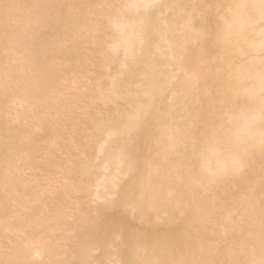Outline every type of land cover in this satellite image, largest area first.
I'll return each mask as SVG.
<instances>
[{"label": "bare ground", "instance_id": "bare-ground-1", "mask_svg": "<svg viewBox=\"0 0 264 264\" xmlns=\"http://www.w3.org/2000/svg\"><path fill=\"white\" fill-rule=\"evenodd\" d=\"M260 4L0 0V264H264ZM90 73V109L106 118L88 114L90 102L78 107L93 135L71 138L82 164L65 182L86 204L62 234L52 229L71 188L61 186L51 219L36 216L44 184L31 183L41 171L32 156L55 144L60 128L46 118Z\"/></svg>", "mask_w": 264, "mask_h": 264}, {"label": "rangeland", "instance_id": "rangeland-1", "mask_svg": "<svg viewBox=\"0 0 264 264\" xmlns=\"http://www.w3.org/2000/svg\"><path fill=\"white\" fill-rule=\"evenodd\" d=\"M109 10V9H108ZM70 19V18H69ZM99 24V23H98ZM98 24H95L96 25V31L98 32H94V30H95V28H94V26H92V25H94V24H92L91 25V34L89 33V36L87 37V39L85 40V39H83L86 43V45H89V46H91V45H93V43H95L94 41H95V39H96V37L98 36V34H100V30H101V28H100V25L98 26ZM99 27V28H98ZM98 29V30H97ZM93 33V34H92ZM97 36H96V35ZM91 35H93L92 36V38L90 37ZM96 36V37H95ZM99 37V36H98ZM88 40H89V42H88ZM77 40H76V38H75V40H74V45H73V43L72 44H69V45H73V47H75V48H77L78 49V42H76ZM84 41L82 42H80V44H82V47H83V43H84ZM90 41H93V43L92 42H90ZM77 43V44H76ZM89 43V44H88ZM76 44V45H75ZM80 47V49H82L81 48V45H79ZM71 47V46H70ZM69 47V48H70ZM92 48V46L89 48V49H91ZM73 49V48H72ZM71 48H70V50H72ZM73 50H75V49H73ZM92 56V55H91ZM90 56V57H91ZM93 58H94V55H93ZM92 57L90 58L91 60L93 59ZM80 68V67H79ZM78 68V69H79ZM78 71H80V73L82 72L83 73V70L81 71V68H80V70H78ZM77 71V75L79 74V72ZM89 77H91V78H89V80L88 79H86V78H80V76H77V79H76V83L79 85V86H77L78 88L80 87L81 89H82V92H79V89L77 90V89H75V90H73V91H70L69 92V90H67V91H65L66 92V95H65V93H64V98L65 97H68V99L67 98H65V100L69 103V105H67V106H64L65 107V109H60L59 107H60V105H58L57 106V104L54 106V108H55V110H54V108H53V110H51V112H50V114H48V115H50V117H52V118H50L49 116L46 118V125H50V124H52V125H50L49 127H48V129H50V128H52V129H54V127H55V129H57L58 130V128H60V136L57 134L58 133V131H57V138H56V142H55V140L53 141V143L55 142V144L53 145L52 143V145L53 146H51V144H50V148L48 147V145L47 144H45V143H43L45 146H43V144H39V145H41V146H39L38 147V145L36 146L37 147V149H35L36 151H34V154H35V156H32L33 158H34V163L36 162V166L38 167V169L40 168V170L41 171H39V170H34V165H31V161L29 162V164H30V166H31V169H32V166H34L33 167V169H32V171L29 169V167L28 166H26L27 167V172H26V177H27V175H30L31 177H32V179H33V176L35 175V174H37L38 173V175H36V178L34 177V181L33 182H31V183H34V186H36V184H39L40 182L41 183H43L44 185H41L40 187H42L43 186V188L41 189V190H43V192L44 193H42L43 194V196H41L40 195V197H38V199H40V200H38V201H40L39 203H37L38 201H36V203H34V202H32L33 204H34V206H35V208H33V210L35 211L36 210V213H34V214H36V216H39L38 214H40L41 215V217L40 218H42L43 219V216L45 217V218H49V219H51L52 218V216H51V218L47 215V214H49L50 213V211L51 212H53V211H55V209H56V211L57 210H59V209H62V207L61 208H59V206H58V203H59V201H60V199H59V201H58V198L60 197V195H61V197H63L64 199H62V201L64 200L65 202H64V208L66 209L65 211L64 210H62V212L60 213V215L57 213V215H59V216H61L63 213H65V214H63L62 215V217H63V219H64V221H61L62 222V227H60L59 226V224H61V222H59V224H56V222H57V220L56 219H58L59 221H60V219L59 218H57V215H56V219H54L53 221L52 220H50L51 222H50V224H51V227H52V225L53 224H55V225H57V226H59V228L57 227V228H55L54 227V225H53V227L55 228V229H52L53 231H55L56 230V232H58L59 230L61 231V233H62V231L63 232H65V231H67L68 229H73L72 228V226L71 225H73L74 226V224H72V223H74V222H76L77 220L76 219H74L75 217H77L76 216V214L78 215V213H80V215H82L83 213L81 212V209H80V212L78 211V209L79 208H77V206H75L76 204H77V202H80L81 203V200L79 201V196H77V194H75V190H73V187L71 188V186L69 185V184H71V183H67L66 184V182H65V178H69L68 180H71V177L72 176H70V177H68L69 175H72L71 174V171H75V170H73L74 168L76 169V167L74 166L75 164L76 165H79L78 164V162H80L81 161V164H82V159H81V154H79L78 155V149L77 148H74V146H76V145H74V143H73V146H72V144H70V143H72V141H71V138L74 136V135H77V134H82L83 133V131L87 128V127H85V129L83 128L82 129V125H81V123H82V121H84L85 119H83L84 118V116L83 117H81L82 115L80 114V112H78V107H79V105L80 106H82L83 104H86L87 105V102H90L91 100H90V92H89V87H90V85L92 84V74L90 73V75H88ZM82 80L81 82H80V80ZM88 80V82L86 81V80ZM94 79V78H93ZM79 80V81H78ZM84 80V81H83ZM88 83V84H87ZM90 84V85H89ZM82 87H81V86ZM83 85H85L87 88H85L84 89V87H83ZM74 91H76V92H74ZM87 92H89V93H87ZM69 93H70V95H71V93H72V95H71V97H70V95H69ZM75 93H76V95H75ZM81 93V94H80ZM79 94V96H77ZM85 94V95H84ZM68 95V96H67ZM74 95V96H73ZM82 95V96H81ZM83 95H84V97H83ZM89 95V96H88ZM77 97V98H73V97ZM78 97H79V99H78ZM86 97H88V98H86ZM86 98V99H85ZM73 99V100H72ZM82 100V102H80ZM89 100V101H88ZM71 101H73V103L70 102ZM84 102V103H83ZM86 102V103H85ZM83 103V104H82ZM72 104V105H71ZM89 104V106L87 105V108H88V110L90 109V105L92 106V104H91V102L90 103H88ZM21 105V104H20ZM20 105L19 106H17L16 108L14 107L12 110L15 112H17V108H19V110L18 111H21V109L22 108H24V105L22 104V107H20ZM69 106H71V107H69ZM83 106H85V105H83ZM64 107H62L61 106V108H64ZM68 107H69V109H68ZM26 108V107H25ZM58 108L60 109V111H58ZM80 108H82V107H80ZM79 108V109H80ZM25 111H26V109H24ZM28 110V109H27ZM67 110V111H66ZM92 110V111H91ZM95 110V108H94V106H93V108L92 109H90V111L91 112H88V114L89 113H91L92 115H93V117L95 116V120H100V119H103L102 117H104V118H106L105 116H102L101 117V115L99 114V112L96 110V112L98 113V114H95L96 112L94 111ZM23 111V110H22ZM21 111V112H22ZM57 111V112H56ZM61 111H63V112H61ZM65 111V112H64ZM80 111V110H79ZM11 113H12V111H10ZM28 112V111H27ZM49 113V112H48ZM62 113V114H61ZM54 114H56L55 116H54ZM60 114V115H59ZM90 114V117L92 116ZM59 115V116H58ZM100 115V116H99ZM97 116H99L98 117V119H97ZM55 117V118H54ZM101 117V118H100ZM50 118V119H49ZM92 118V117H91ZM48 119H49V121H48ZM53 119V120H52ZM52 122H51V121ZM48 122V123H47ZM50 122V123H49ZM77 122H79V123H77ZM81 122V123H80ZM86 122V121H85ZM84 123V122H83ZM69 126L68 128L66 127V126ZM83 125H87V124H83ZM88 126V125H87ZM84 127V126H83ZM89 128V127H88ZM87 128V129H88ZM54 129V130H55ZM86 129V130H87ZM85 130V131H86ZM90 131V129L88 130V132ZM54 132V131H53ZM56 132V131H55ZM87 132V131H86ZM85 132V133H86ZM87 132V133H88ZM92 132V131H91ZM84 133V134H85ZM54 135H55V133H54ZM86 136H89V133H88V135L87 134H85ZM85 135H83L84 137H85ZM90 135H91V133H90ZM93 135V134H92ZM91 135V136H92ZM56 136V135H55ZM82 135H80V137H81ZM91 136H89V139H90V137ZM74 137H78V135L77 136H74ZM79 137V138H80ZM83 137V138H84ZM88 138V137H87ZM86 138V139H87ZM73 139V138H72ZM88 139V141H90V142H92L91 144H93L94 142H93V140L91 141V140H89ZM71 141V142H70ZM88 141H86L85 140V143L86 142H88ZM84 142V141H83ZM83 142H82V145H83ZM84 143V145L85 146H83V147H86V149H87V151H88V148H90V152H94V150L92 149V151H91V146L90 147H88L87 148V143L85 144ZM88 144H90V143H88ZM90 144V145H91ZM59 146H60V149H63L62 147H64V148H66V149H68V151L70 150V153L68 152L67 153V151L66 152H64V153H59L58 151H59ZM89 146V145H88ZM93 146V145H92ZM93 147H95V145L93 146ZM47 148V149H46ZM78 148H79V146H78ZM84 149V148H83ZM46 150V151H45ZM63 151V150H62ZM62 151H60V152H62ZM86 151V150H85ZM86 151V152H87ZM67 153V154H66ZM95 153V152H94ZM33 154V152H32V155H34ZM63 154V155H62ZM74 154V155H73ZM36 157V158H35ZM39 159H38V158ZM36 159H38V160H36ZM80 160V161H79ZM61 161H62V163H61ZM77 161V162H76ZM66 164H65V163ZM27 163H28V161H27ZM26 163V164H27ZM57 163H59V166H60V164H65V166L64 165H62L63 167H65V168H63L62 166H58V164ZM57 164V165H56ZM72 164H74L72 167H71V165ZM28 165V164H27ZM36 167V168H37ZM71 171H70V170ZM33 170L35 171V172H37V173H35V172H33ZM48 172L47 174L49 175V173H52V175L51 176H53L54 175V178L52 179V180H50V181H52V182H50L49 181V179H51V178H49L48 179V182H47V179L45 180V181H43L44 179H42L41 178V174L43 175V173L44 172ZM41 172H43V173H41ZM248 172H250V173H248ZM33 173H34V175H33ZM246 173H247V178H251L250 180H253V182H254V178H252V171H250V170H248V171H246ZM46 173H44V175H47ZM251 174V175H250ZM43 175V176H44ZM29 176V177H30ZM39 178H38V177ZM50 176V175H49ZM251 176V177H250ZM25 177V178H26ZM29 177H28V179H29ZM30 177V178H31ZM46 177V176H45ZM39 179V182H38V180H36V179ZM40 179H42V181L40 180ZM66 179V180H67ZM32 181V180H31ZM26 182H27V180H26ZM30 182V179H29V181L27 182V183H29ZM48 183L49 185H51V186H49L48 187V185H47V188H49V190H46V192L44 191V188L45 189H47L46 188V183ZM68 182H71V181H68ZM40 183V184H41ZM51 183V184H50ZM240 183V184H239ZM63 184H64V189H66V185H67V188H71V192H72V195H71V192L69 191V193H68V191H67V194H70L69 196H72V198L71 197H65V195H63V194H65L66 193V191L65 190H63V189H61L60 190V188H61V186H63ZM242 184V185H241ZM72 185V184H71ZM257 185V184H256ZM33 186V187H34ZM39 185H37V187H38ZM70 186V187H69ZM73 186V185H72ZM240 188H239V187ZM27 187H29L28 185H27ZM237 188L236 189H238L239 188V190L240 191H243V190H247V186L245 185V182H238L237 183V186H236ZM243 187H244V189H243ZM30 188V187H29ZM29 188H26V189H29ZM35 188V187H34ZM246 188V189H245ZM25 189V190H26ZM51 189V190H50ZM30 190V189H29ZM67 190V189H66ZM69 190V189H68ZM235 190V189H234ZM62 191H64L63 193H62ZM27 192H29L28 190H27ZM31 192V191H30ZM32 193V192H31ZM30 193V195L32 196L33 194H34V196L33 197H35L36 198V194L34 193V191H33V193L31 194ZM29 194V193H28ZM63 195V196H62ZM73 195L75 196L74 198H75V200L76 199H78L77 201H75L74 202V198H73ZM76 196H77V198H76ZM237 198H236V197ZM234 196V198L235 199H233V202L231 203L232 205H234V206H236V204L237 203H235V202H237L236 200L239 198L238 197V195H235ZM32 197V201L33 200H35V198H33ZM42 197V198H41ZM60 197V198H61ZM75 203V204H74ZM82 203H84V202H82ZM77 204L78 205V207H80L81 208V206H79V205H82L83 206V204ZM36 204V205H35ZM62 203H61V201H60V205H61ZM84 204H86V203H84ZM91 205H92V203H91ZM93 205H94V203H93ZM91 206V208L89 207L88 208V204L86 205V209L87 210H84L85 212L86 211H91V213L93 212H95V208H96V205H94V206ZM232 205H231V207H232ZM32 206V205H31ZM61 206H63V204L61 205ZM75 206V207H74ZM89 206H90V203H89ZM33 207V206H32ZM92 207H93V209H92ZM59 208V209H58ZM63 208V209H64ZM75 208H76V211L78 212V213H76V211H74L75 210ZM83 208H85V207H83ZM92 209V210H91ZM95 209V210H94ZM32 210V211H33ZM53 210V211H52ZM60 211V210H59ZM84 212V213H85ZM54 213V212H53ZM52 213V214H53ZM74 213H75V216H74ZM56 214V213H55ZM51 215V214H50ZM84 215V214H83ZM48 216V217H47ZM61 217V218H62ZM82 217V216H81ZM81 217H77L78 218V221H79V218H80V220H82L83 218H84V216H83V218H81ZM45 218H44V220H45ZM54 218H55V215H54ZM62 220V219H61ZM74 220H76V221H74ZM47 221V220H46ZM54 222V223H53ZM63 222H65V224H66V226L65 227H63L64 225H63ZM77 223V222H76ZM79 223V222H78ZM84 223V221L83 222H81L80 223V226L77 224V225H75V227L77 228V227H84V226H86V225H84L83 224ZM82 225V226H81ZM52 227V228H53ZM67 227V228H66ZM74 227V228H75ZM57 229H59V230H57ZM69 231H71V230H69ZM65 233H67V232H65ZM57 234V233H56ZM63 234V233H62ZM1 242V241H0ZM3 245H5V244H3Z\"/></svg>", "mask_w": 264, "mask_h": 264}, {"label": "snow or ice", "instance_id": "snow-or-ice-1", "mask_svg": "<svg viewBox=\"0 0 264 264\" xmlns=\"http://www.w3.org/2000/svg\"><path fill=\"white\" fill-rule=\"evenodd\" d=\"M260 10H261L262 20H264V0H261ZM261 79H262V93H264V73H262ZM262 105H264V101H262ZM262 113H264V107H262Z\"/></svg>", "mask_w": 264, "mask_h": 264}]
</instances>
